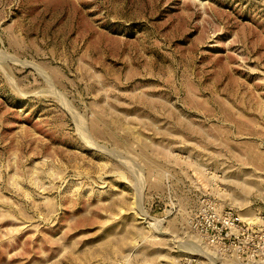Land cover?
<instances>
[{"label":"rangeland","instance_id":"1","mask_svg":"<svg viewBox=\"0 0 264 264\" xmlns=\"http://www.w3.org/2000/svg\"><path fill=\"white\" fill-rule=\"evenodd\" d=\"M203 200L264 222V0H0V264H246Z\"/></svg>","mask_w":264,"mask_h":264},{"label":"built area","instance_id":"2","mask_svg":"<svg viewBox=\"0 0 264 264\" xmlns=\"http://www.w3.org/2000/svg\"><path fill=\"white\" fill-rule=\"evenodd\" d=\"M191 228L204 243L216 248L220 256L246 264H264V222L242 221L232 209L203 200Z\"/></svg>","mask_w":264,"mask_h":264}]
</instances>
